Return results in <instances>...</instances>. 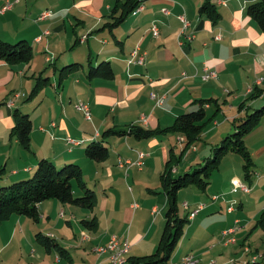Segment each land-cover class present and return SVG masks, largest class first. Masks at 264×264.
I'll return each mask as SVG.
<instances>
[{
	"label": "crops",
	"instance_id": "1",
	"mask_svg": "<svg viewBox=\"0 0 264 264\" xmlns=\"http://www.w3.org/2000/svg\"><path fill=\"white\" fill-rule=\"evenodd\" d=\"M8 1L12 3L11 7L5 8ZM125 1L0 0V39L10 42L25 39L33 49V58L29 63L10 65L0 60V166L6 160L4 171L9 161L12 166L7 174L0 171V185L32 176L38 160L42 157L51 159L58 166L67 162H76L81 166L84 157L89 159L85 154L87 143L100 139L105 128L114 125L127 127L132 124L152 129L166 127L171 125L180 113L196 109L199 99L214 98L221 101L227 98L202 135V138H206L204 148L210 154L211 148L232 131L233 120L245 114L247 109H240V104L252 89L256 86L264 88V82L258 84L259 80L264 78V31L246 13L248 4L258 0H211L220 13L216 24L208 16L199 13V7L204 0H143L142 11L136 15L129 14L116 27H107L108 22L120 15ZM116 5L118 6L115 10ZM163 8H166L168 13H165ZM49 10L52 13L42 18L41 15ZM181 14H185L190 21L186 33H195V39L185 46L178 42L183 27L179 19ZM153 24H157L159 28L157 36L151 31ZM137 46L146 52L144 64L128 62L130 52ZM101 60L110 61L114 77L88 78L89 62L97 65ZM73 62H80L82 65L71 70L69 75L60 81L61 68ZM206 68L216 71L217 76L203 80L202 75ZM43 70H46L44 74L49 77V81L41 91L38 89L32 95L36 77ZM53 75L58 81L59 89L64 90L60 97L69 95L72 100L70 102L77 100L89 104L92 110L90 120L84 118L79 123L73 118L69 108L63 106L61 111L55 109V104L51 102L54 98H51L47 88ZM153 93L162 100L161 103L152 97ZM263 99L264 94L246 106L255 107ZM11 101L12 105L9 104ZM227 106L229 115L224 109ZM212 107L209 106L208 113L211 111L213 114ZM16 108L29 113L32 119L30 151L24 149L16 138H11L15 125L13 112ZM83 123H86L84 127ZM88 124L95 126L93 133L86 131ZM257 127L264 131V126L260 123ZM69 134L77 135L76 138L81 140L80 144H68L66 138ZM126 136L129 138L126 143L127 150L121 152L120 148H114L120 137L113 138L108 159L103 162L95 161V174L101 176L103 181L97 179V210H91L86 218H96L97 226L94 230L99 233L95 239L97 242L107 245L114 236L121 242L127 240L130 244L128 258L138 259L152 255L158 249L165 215L161 230L157 224L167 209V197L164 194L166 202L161 210L153 205L144 207L136 199H142L143 193L139 194L135 190L131 176L151 172V166H147L150 146L132 144V135ZM181 138L179 137V141L184 142ZM39 141L47 143V147L44 148ZM257 142L256 151L264 156V138H259ZM159 149H164L167 162L168 151L162 146ZM143 151L146 156L141 167L120 165V159L134 161L139 152ZM198 151L197 145L187 149L189 154ZM112 153L116 156L115 160L110 159ZM206 156L208 155L198 159L199 162ZM226 165L225 162L218 169L217 175H221L223 179L221 184L215 182L217 186L209 185L205 190L196 186L184 188H189L192 194L186 196L187 200L183 202L184 210L181 212L179 209L180 214L190 215L200 205H203V208L185 227L172 260L183 264L185 256H194L202 262L205 261L204 263L212 261L215 264H236V260L241 258L238 256L234 261L232 256L227 259L226 255L227 248L238 241L233 234L236 242H227L230 236H225L224 231L232 227L227 217L229 214L235 215L233 222L239 220L241 223L242 219L238 214L245 208L241 199L238 201L233 198V194L237 192H232V180L240 178ZM261 167L254 166L252 181L255 176L257 178L256 182L251 184L252 194L262 191L261 186L264 188V170L260 171ZM1 169L3 168L0 167ZM181 172L177 170L176 174ZM73 189L75 195L82 194V190H76L74 184ZM215 195H219L217 200L213 198ZM144 202H147V199ZM230 202H235L233 212L228 211ZM185 203L187 205H184ZM66 204L69 203H62L57 199L39 203V227L34 226L36 222L25 215L13 214L3 221L0 225V264H24V241L30 239L29 233L36 235L43 232L42 223L46 218L52 222L58 209H61V218H64L67 210L71 213L74 211L76 217H83L82 210L85 211L86 208L72 204H69L72 205L69 208ZM223 216L225 221L221 219ZM70 222L66 221L69 225ZM52 224L58 226L60 223L55 221ZM104 227L106 231L112 232V235L103 233ZM240 230L242 231L243 227ZM47 234L57 238L53 230ZM88 243L86 241L85 244ZM241 244L244 245V252H251L246 242ZM95 246L91 243L89 249L85 246L81 259L83 264L97 263L104 256L106 257L103 260L108 259V252L102 253L100 257L95 251ZM49 252L52 255V251ZM69 253L74 260V254L70 250ZM235 253H238L237 249ZM252 255L253 259L257 257V260H261L256 253L252 252ZM62 258L56 254L54 261L61 262Z\"/></svg>",
	"mask_w": 264,
	"mask_h": 264
},
{
	"label": "trees",
	"instance_id": "2",
	"mask_svg": "<svg viewBox=\"0 0 264 264\" xmlns=\"http://www.w3.org/2000/svg\"><path fill=\"white\" fill-rule=\"evenodd\" d=\"M142 1L126 0L122 4L120 15L115 16L113 21L108 22L106 26L113 28L121 24L129 14L141 5ZM199 13L208 16L214 24L218 23L220 13L211 0H204L199 7ZM246 13L264 31V0L249 3ZM32 58L33 49L27 40L21 39L17 42H10L0 39V60H4L10 65H15L18 63H29ZM81 65L82 63L80 62H73L62 67L59 73L60 81H63L71 70L79 68ZM45 71H41L36 77V84L32 95L49 81V77L44 74ZM87 75L90 79L95 77L112 79L114 77V70L108 60H101L97 65H93L92 61H90ZM263 94L264 88H259L258 86L253 88L247 98L240 104V109H247L245 114L233 120L235 131L228 133L220 142L215 144L211 148L210 154L201 162L196 163L191 168L185 169L182 173L174 174L172 162L177 156L175 154L170 156L160 175L163 192L167 197V209L158 249L156 253L138 259L129 257L128 260L131 264H164L171 259L184 234L185 227L190 221L189 215H181L179 212L177 199L179 191L189 186H196L201 190H205L211 183L213 172L219 169L222 159L228 153L235 152L241 155L244 160L245 178L249 184L253 183L252 176L255 174V162L252 160L245 138L259 125L261 118L264 116V104L248 108L249 106H246V102L256 100ZM197 102L199 106L196 109L180 113L174 122L166 127L152 129L137 124L127 127L116 125L108 127L102 132L100 139H94L87 143L85 154L91 160L103 162L109 157L111 139L126 135H133L138 139H144L181 134L184 135V149L187 150L201 139L206 126L221 110L219 100L217 99H199ZM209 106H213V114L207 119ZM13 116L15 125L11 131V138H16L24 149L30 151L33 127L30 114L16 108ZM171 152L174 151L171 150ZM0 171H3V169ZM73 181L82 190L81 195L74 194ZM97 197V192L93 188H90L85 181L81 166L78 163L67 162L58 166L51 159L42 157L38 160L32 176L10 184L0 185V225L13 214L25 215L33 221L38 222L40 219L38 205L45 200L57 199L62 203H69L77 207L93 210L97 205ZM82 223L93 230L97 226L95 217L91 220L83 219ZM36 237L48 251L55 249L60 257L72 259L69 251L55 238L42 232H38ZM246 264H264V260H255Z\"/></svg>",
	"mask_w": 264,
	"mask_h": 264
},
{
	"label": "rangeland",
	"instance_id": "3",
	"mask_svg": "<svg viewBox=\"0 0 264 264\" xmlns=\"http://www.w3.org/2000/svg\"><path fill=\"white\" fill-rule=\"evenodd\" d=\"M52 85H54L55 87H53ZM43 87L44 85L41 86L40 91L41 89H43ZM47 88H48V93L51 96V98H54V100H51V102L55 104V109H57L58 111H61L63 109V106H65L66 108H69V112L72 114L73 118L76 119L77 122L79 123H81L82 119L86 118L85 115L82 114L83 112L82 113L81 111L79 112V110L76 108V106L78 105L80 101L77 102V100H74L73 102H70L72 100H70V98L68 97L69 95H67L65 98L60 97V93H62L63 95L64 90H62V88L59 89L58 81H56V78H54V75L52 76L51 83L47 86ZM67 91L69 92V89ZM226 99L227 98H223L221 99V101H219L221 107L225 103ZM251 101L252 100L247 101L246 105L251 103ZM263 104H264V99L261 100V102H258L255 107L262 106ZM224 109L226 110L227 115H229V106L225 107ZM211 115H212V112L210 111L208 113L207 119H209ZM84 124L86 125V123H83V127L85 126ZM260 124L264 126V116L261 118ZM86 127H87L86 131L90 133H93V131L95 130V126H91V124H88V126ZM258 128L259 127H256L252 132H250L248 134L249 136L247 135L248 137L246 136L245 139H246V144L250 150L252 160L255 162L256 166L258 167L262 166L259 169L260 171H262L264 170L263 169L264 168V156L259 155L256 149H257L258 139L264 138V131L262 130V128L261 129H258ZM105 129H103L102 132ZM234 131H235V128H233L230 133H233ZM202 134H204V132ZM71 137L75 140L79 139V138H76L77 135L75 134H69L67 136V138H71ZM179 137H182L181 141L183 140L184 142H180ZM67 138H66V141H67ZM128 139H129L128 136L120 137L114 148H120L121 152L127 150L126 143L128 142ZM205 139L206 138L201 137V139L196 142L195 145L199 147L198 152L189 154L187 153V150L184 149L185 148L184 135L170 134L169 136L163 135V136L144 138V139H138L132 135V140H131L132 144L141 143L142 145L145 144V145L150 146L149 155L147 156L148 157L147 166H151V172L146 175L133 174V176H131V183L134 186L135 190L139 192V194L140 192L143 193L142 199L139 197L136 199L140 201V203L144 205V207L153 205V206H157V208H159L160 210L163 209L161 207L165 204L166 197L164 195L165 193L163 192V188L161 185L160 174L165 167L166 159L164 158L165 156L164 149L163 150L159 149V147L162 146L166 148V150L168 151L169 158L170 156H172V154H175L177 156V158L174 159L172 162L173 167L176 168L175 171L173 169L174 171L173 173L176 174L177 170H179L180 172L181 171L183 172L185 171V169H188V167H190L191 165H195L196 163H198L200 161L198 159H202L204 155H209V152H206V148H204ZM39 142L42 144L44 148L47 147V143L43 141H39ZM51 142L53 143V141ZM152 147H154V149ZM114 148H112V152L114 151ZM171 150H173L174 152H171ZM205 153H208V154H205ZM115 157L116 156L114 153L110 155V159H114ZM84 158H85L84 159L85 161L82 160V165H81L83 177L85 181L87 182L88 186L90 188H93L97 192L98 187H99V185L96 186L97 179L101 182L103 180H101L100 178L101 176H96L95 174L97 170L96 162L91 159H87L86 157ZM114 160H112V163L114 162ZM138 160H139V157L137 156L136 160H134L133 162L137 163ZM6 161H4L2 165L0 166L1 168H3V171H2L3 174H7L8 171L12 169L11 162L9 161L4 171V164L6 163ZM225 162L227 163L226 166L233 169L235 176L239 177L241 180H243V182L248 183V180L245 178L244 168H243L244 160L241 157V155L235 152H230L229 155L225 156V158L222 159L220 166L222 167L225 164ZM143 164H144V160H143ZM218 172H219L218 169L213 172L210 186H217L216 185L217 183L221 184V182L223 181V179H221V175H217ZM256 178L257 176H255V179L253 180L254 182H256ZM73 184H74V188L76 190L77 189L80 190L79 192H81V189H79V186L77 185L75 181H73ZM189 188H195V187H189ZM189 188L181 189L182 190L181 193H179L177 196L178 205H179V209L181 212H183L184 210L183 202L184 200H187L186 196L187 195L190 196L192 194V192L189 191ZM261 189L262 191H256L253 194L244 193L242 191H237V193L233 194V198L235 199L237 198L238 201L239 199H241L245 205V208L243 209V211H241L238 214L239 215L238 217L242 219L240 224L241 226L243 225L242 226L243 230L242 231L238 230V232L235 233V236L237 237V240H238L237 243L235 245H230L229 248H227L226 250L227 259H229L232 256V258H234V261H235L236 257L241 256V258H238L236 260V264H243V263L253 262L257 260V257L256 259L255 257L253 259L252 252L259 255V258L261 260H264V219H263L264 217V214H263L264 212L263 211L264 210V188H262L261 186ZM145 199H147V202H144ZM66 206L71 208L72 205L66 204ZM78 209L80 210L81 208H78ZM94 210H97L96 206ZM90 211L91 209H86L85 211L82 210L83 217H79V216L76 217L73 214L75 213L74 211L73 213H71L67 210L64 218H61L60 217L61 209H58L53 215V217H55L56 219L53 218V220L51 221L52 222L57 221L60 224L58 226H54L52 222H49L48 218H46L44 222L42 223L43 226H41L42 231H43L42 233L44 234H47L51 230L56 232V235H57L56 240L62 246H64L67 250L69 249L74 254V260L71 259L72 260L71 261L68 257H64L61 259L62 260L61 262H55L54 259H55L56 254H58L57 251L55 249L51 250L52 251V255H51V252H49L45 248V246L40 242V240H38L35 233H31V234L29 233L30 236L28 238L30 239L24 241V248H23L24 258H25L24 264H83V261L81 259L84 256L83 252H85V246L87 249H89L90 243L92 246L93 245L95 246L97 243L98 244L102 243L99 241L97 242L95 240L96 237L99 236L98 231L89 229L85 224L82 223V219H88L86 217L87 216L89 217ZM165 213L166 211L164 210V213L161 215L160 217L161 219L157 224V227L160 230L162 228V220H163ZM158 215H160V212L159 214H157V217ZM91 218L93 219V217ZM234 218H235V215H230V214L227 217V220L231 221L232 226L235 225V223L233 222ZM153 219H154V216H153ZM221 219L225 221L224 216ZM40 220L41 219H39V221ZM67 220L71 221L70 225L66 223ZM88 220H91V219H88ZM39 221L34 223V226L39 227L38 225ZM188 225L189 223L186 226ZM99 229L101 230V228ZM102 232L109 233L110 235H112V232L106 231V227L103 228ZM86 241H88L89 243L85 244ZM93 242L94 244H92ZM242 242H246V245L250 247L251 252L249 253L244 252V245L242 246L241 244ZM104 245L106 244H101L98 246H104ZM236 249L238 250L237 254L235 253ZM229 251H232V253ZM105 257L106 256H104L101 259H104ZM185 257H191V256H185ZM246 258L247 260L243 262L244 259ZM210 262L208 263L206 262V264H209ZM230 264H233V263H230Z\"/></svg>",
	"mask_w": 264,
	"mask_h": 264
},
{
	"label": "built area",
	"instance_id": "4",
	"mask_svg": "<svg viewBox=\"0 0 264 264\" xmlns=\"http://www.w3.org/2000/svg\"><path fill=\"white\" fill-rule=\"evenodd\" d=\"M224 1V0H222ZM11 2H7L5 8H9L11 7ZM144 9V5L143 3H141V5H139L133 12V15L138 14L140 11H142ZM163 11L165 13H168V10L166 8H163ZM52 13L51 10L44 12L41 17L44 18L48 15H50ZM180 21L182 22V30L179 33V37H178V42L181 46H185L188 43H191L194 39H195V33H186V29L190 26V21L188 20V18L186 17L185 14H181L179 16ZM151 31L153 32V34L155 36H157L159 34V28L157 26V24H153V26L151 27ZM48 33V31L46 32ZM146 59V52L144 50L141 49V47L137 46L136 48H134L131 52H130V56L128 58V62L129 63H138V64H144ZM217 76L216 71L211 70L209 68L205 69L204 74L202 75L203 80L207 81L210 80L211 78H214ZM264 82V78H261L258 82L259 83H263ZM253 90V89H252ZM152 97L154 99H156V101L158 103H161V99L157 98V96L153 93ZM10 105L13 104V101H11L9 103ZM77 109L81 112H83V114L85 115V117L87 119H91L92 118V110L91 107L89 106L88 103L84 102V101H80L77 105ZM67 142L71 145H78L80 144L81 140H75L73 138H67ZM146 156V153L143 151V155H138L139 160L137 163H134L133 161L130 160H126V161H122V159H120V164L121 166H123L124 164H128V165H137V166H142L143 165V160L144 157ZM131 189V187H129ZM237 191H242L244 193H250L252 191V185L247 183V182H243L242 180L238 179V178H234L232 180V192H237ZM214 200H217L219 198V195H215L213 196ZM184 205H187V203H185ZM203 208V205H200L199 208L193 210V216L192 218L195 216L196 213H198L201 209ZM228 211L229 212H233L235 211V202H230L229 206H228ZM191 218V219H192ZM238 224V226H237ZM242 226L240 224L239 220H236L235 225L228 228L226 231H224L225 236H230L227 239V242L229 243H235L236 242V237L233 235L235 234L239 229H241ZM96 253L101 257V252H108V259H101L99 262L95 263V264H130L129 260H128V254L130 252V244L129 242L123 241L121 242L117 237H112L111 240L109 241V243L107 245L104 246H97L95 248ZM247 251V249H246ZM164 264H180L179 262H176L172 259H170L167 263ZM183 264H206L204 262H202L199 259H196L194 256L189 257V259H185L183 260ZM209 264H215V262H210Z\"/></svg>",
	"mask_w": 264,
	"mask_h": 264
},
{
	"label": "bare ground",
	"instance_id": "5",
	"mask_svg": "<svg viewBox=\"0 0 264 264\" xmlns=\"http://www.w3.org/2000/svg\"><path fill=\"white\" fill-rule=\"evenodd\" d=\"M139 155H143V152H139ZM192 216H193V212L190 213V215H189V219H191ZM102 253H105V252H101V254H102ZM185 259H189V257H185L184 260H185ZM255 259H256V257H255Z\"/></svg>",
	"mask_w": 264,
	"mask_h": 264
}]
</instances>
